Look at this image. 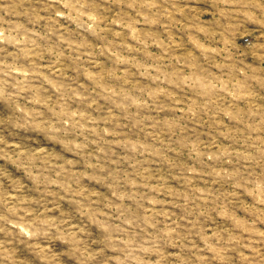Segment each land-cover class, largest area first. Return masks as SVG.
I'll list each match as a JSON object with an SVG mask.
<instances>
[{
  "label": "rangeland",
  "instance_id": "rangeland-1",
  "mask_svg": "<svg viewBox=\"0 0 264 264\" xmlns=\"http://www.w3.org/2000/svg\"><path fill=\"white\" fill-rule=\"evenodd\" d=\"M0 264H264V0H0Z\"/></svg>",
  "mask_w": 264,
  "mask_h": 264
}]
</instances>
